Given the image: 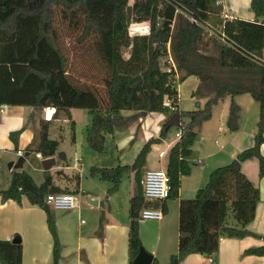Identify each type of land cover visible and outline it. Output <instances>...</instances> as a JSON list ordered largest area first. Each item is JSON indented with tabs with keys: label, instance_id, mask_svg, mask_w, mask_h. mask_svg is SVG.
Returning <instances> with one entry per match:
<instances>
[{
	"label": "trees",
	"instance_id": "16d2710c",
	"mask_svg": "<svg viewBox=\"0 0 264 264\" xmlns=\"http://www.w3.org/2000/svg\"><path fill=\"white\" fill-rule=\"evenodd\" d=\"M250 7L254 20L223 17V5L218 0H0V106L25 104L40 110L52 107L54 114L68 117L71 108L88 109L91 123L85 140L97 152L103 150L107 133L131 120L121 114L122 110L169 112L163 105L164 96H168L176 107L174 111H178L176 83L185 76H197L203 92H216L202 105L180 113L187 121L181 120L180 139L170 146L167 154L166 171L171 184L168 197L177 196L180 175L188 172L185 159L197 137L195 128L211 117L217 99L224 94L249 92L259 103L252 146L238 153L236 161L215 168L193 198L179 201L178 249L170 255L168 264H179L190 253L207 254L212 257V264H216L220 237L246 235L245 226L255 215L259 189L242 172L239 162L256 157L258 175H264V154L260 152L264 142V0H250ZM55 18L66 24L69 32L77 31L71 36L78 44L92 37L96 39L100 59L95 64L89 61L87 66L93 73L85 76L79 63L72 64V51L63 46ZM135 21H147L149 32L130 35L128 27ZM33 24L35 30L27 38L24 30ZM204 33L217 38L213 43L220 67L240 72L247 78L246 83L232 84L214 76V70L204 64L198 51ZM169 38L177 70L183 72L178 79L161 67L162 43ZM102 65L104 78L98 73ZM236 117V105L232 102L227 121L232 130L236 128ZM48 128L49 120L40 119L39 131L26 151L39 152L43 158L56 153L58 141L48 136ZM169 128L162 126L158 138L147 140L132 165L93 166L90 174L110 181L108 191H113L125 171L141 168L150 145L164 137ZM49 184L48 174L37 185L30 174L20 170L12 173L10 186L0 192L4 199L14 200L25 194L32 204L46 209L55 260L57 240L45 196L59 189L48 187ZM138 186L129 202V263L142 249L138 219L141 210L148 206L139 182ZM13 239H0V264H21L22 246L20 240ZM251 252L264 255V245Z\"/></svg>",
	"mask_w": 264,
	"mask_h": 264
},
{
	"label": "crops",
	"instance_id": "0c3cea01",
	"mask_svg": "<svg viewBox=\"0 0 264 264\" xmlns=\"http://www.w3.org/2000/svg\"><path fill=\"white\" fill-rule=\"evenodd\" d=\"M218 2L223 5L222 16L225 18L255 19L250 0H218ZM216 55L217 50L213 54L214 59ZM203 56L204 59L210 57V55ZM218 67L222 75L230 76L229 79H232L223 82L231 83L245 78L240 72L220 67L219 63ZM213 74L216 78L220 77H217L216 71ZM211 93L204 90L203 95L208 96ZM247 93L249 92L234 96L224 94L218 98L212 106L211 117L195 128L197 137L190 147V155L185 159L188 172L180 175L177 196L156 200L145 199L148 205L146 207L159 208L162 211L161 219H138L142 249L152 254L151 263L155 261L157 264H168L170 255L177 252L179 201L193 198L197 190L207 183L210 173L215 168L236 161L238 153L252 146L259 119V103L250 93L251 97H247L245 95ZM206 99L198 104L202 105ZM219 102H223L222 107ZM232 102L236 105L237 115L236 128L233 130L227 125ZM217 107L218 113L215 114ZM45 109H34L25 104L0 106V154L2 153L1 155L7 160L16 161L19 150L23 155L28 153L19 168H9V162L7 168L4 164H0V191L10 186L14 171L24 170L29 155L34 154V157L40 161L43 159L39 152H28L26 148L39 131L40 119H46ZM83 110L84 108H71L69 117L53 112L51 118L47 119L49 120L48 136L56 139L58 146L52 156L55 160L54 165L48 170H44L42 165L40 170L36 168L43 172V180L36 182L33 176L24 170L32 176L37 185L44 181L46 174L50 175L48 187H57L59 192L72 193L80 201L78 208L69 210L53 209L48 205L57 240L55 260L54 238L47 224L46 209L32 204L25 194L21 195L19 200H14L4 199L0 192V239L11 240L16 235L19 236L22 246L21 264H134L133 261L132 263L128 261L130 198L139 189L138 179L146 169L152 168L153 165H156L154 168L166 169L167 154L170 146L176 141L175 133L179 129L173 126L172 138L167 132L160 138L161 143L151 144L141 168L137 171L129 169L124 172L127 173L129 184H125L123 188L120 179L117 188L109 192L112 183L89 175V167L132 165L145 142L159 137L164 121L171 112L145 114L134 110L128 112L124 116L131 117V120L125 126L105 135V139L111 140L112 153L105 152L104 148L103 153L94 151L97 154L94 155L87 151L89 147L84 142L91 116L86 118ZM149 114H154L152 119L148 117ZM181 120L183 119L180 115V123ZM183 121H187V118ZM199 146H202V149L198 152ZM161 150L165 151V155L161 157L162 162L158 156ZM260 152L264 154V142L260 145ZM106 160L113 164L102 162ZM239 163L242 172L258 187L259 200L254 218L245 226L248 231L246 235L220 237L215 255L216 264H264V255L251 252L264 245V175L262 177L258 175L256 157ZM182 177L186 179L182 181ZM90 200H95L96 203H90ZM83 217L86 219L83 220ZM179 264H212V257L207 254L190 253Z\"/></svg>",
	"mask_w": 264,
	"mask_h": 264
},
{
	"label": "rangeland",
	"instance_id": "374dc122",
	"mask_svg": "<svg viewBox=\"0 0 264 264\" xmlns=\"http://www.w3.org/2000/svg\"><path fill=\"white\" fill-rule=\"evenodd\" d=\"M99 14L101 15V13H99ZM54 22H55L56 26L59 27V32L62 35L61 41H62L63 46L66 49H69V51H72V54H73L72 58H71L72 64L76 65V63L77 64L79 63V67L81 66L80 67V71H83L85 76L86 75L88 76L89 73H91V72L93 73V71H90L87 66H88V62L89 61H91L93 64H95L100 59V56H99L100 54H99V51H98V46H97V43H96V39L94 37H92L91 39H88L85 43L78 44L77 42H75L73 40V37H74L75 34H77V31L69 32V29L66 27V24L61 22L59 18H55ZM146 28H149V23L147 21H135V22H133L132 25L129 26V31L132 34L133 33H143V32L146 31ZM34 30H35V25L33 24L31 27H29V28L27 27L24 30V35L25 36L27 35L26 37L28 38V37H30L33 34ZM71 33H74V35L71 36ZM26 39H25V41H27ZM215 40L217 41V38L214 39L208 33H204L203 36H202L201 42L198 44V49H199L198 51H199V53H201L202 56L203 55H210V57L208 59H204L203 60L204 64L207 67H210V69H213L214 71H216L217 72L216 75H217V77L220 76L218 78L221 81H227L230 78V76L222 75V72L221 73L219 72L220 69L218 67V63L213 58V54L216 53V43H213V42H215ZM204 52H205V54H204ZM124 55H125V57H127L128 56V52L126 51L124 53ZM263 59H264V55H263ZM104 67L105 66L102 65L101 68H99V70H98L100 78H104L103 77L104 76ZM182 74H183L182 71H180V72L178 71L177 79ZM229 80H232V79H229ZM246 81L247 80L241 79V80H237V81H234V82H231V83L232 84H241L243 82L246 83ZM202 87H203V85L200 83V80L198 81V77L195 76V75L185 76L182 80H180L178 82V85H177V91H178L177 108H179L178 111L180 113L184 112V111L193 110L194 108H196L198 102L204 101L208 96L210 97L212 95H215L216 92L212 93L211 95L204 96ZM245 95H247V97H251L249 93H247ZM221 97L222 96H220L219 98H221ZM203 98H205V99H203ZM219 105H220V107H222L223 102H219ZM83 111H84V113H86V118L91 116V114H90L88 109H84ZM128 112L131 113V112H133V110H124L122 115H125ZM214 113L215 114L218 113V107L216 108ZM153 116H154V114H149L148 115V117L151 118V119L153 118ZM185 118L186 117L182 116L183 120H185ZM221 119H222V117H221ZM85 134H86V132H85ZM168 134L171 136L170 138H172V136L174 134V127L173 126L169 128ZM105 140H106V144H105ZM105 140H104L105 152L109 151V153H112L111 140L109 138H106ZM84 142L88 146L85 138H84ZM157 142L161 143L160 141H157ZM157 142H154V143H157ZM155 146L156 145H154V147ZM104 148H103L102 151H100L98 153H103L104 152ZM85 149H87V148H85ZM88 149H87V151H90L94 155H97V154H95L96 152H94L95 150H93L90 147ZM201 149H202V146H199L198 152ZM153 150H154V148H153ZM154 152H156V150H154ZM1 154H0V164H4L5 167L7 168V163L10 162V160H7L6 157H3V155H1ZM84 154H85L84 158H86L87 155H86L85 152H84ZM162 161H163V159L161 158V162ZM102 162H105V164H113L109 160L102 161ZM148 163L149 162L147 161V164ZM154 167H156V165H153L152 168H154ZM36 168H38L39 170L41 169V161L36 159L34 157V154H31V155H29V157L27 159V162H26V164L24 166V170L29 172L33 176L35 181L39 183L40 181L43 180V177H44L43 175L44 174H43L42 171L36 170ZM194 170H196V169H194ZM88 172H90V167H89V171ZM89 175H91V174L89 173ZM183 176H185V175H183ZM120 179H122V184H123L122 187L123 188H124V186H126L125 184H129L127 173H123V175L121 176ZM183 179H186V178L182 177V181H183ZM107 184L109 185L108 181H107ZM85 219L86 218L83 217V220H85Z\"/></svg>",
	"mask_w": 264,
	"mask_h": 264
},
{
	"label": "built area",
	"instance_id": "2783aa9c",
	"mask_svg": "<svg viewBox=\"0 0 264 264\" xmlns=\"http://www.w3.org/2000/svg\"><path fill=\"white\" fill-rule=\"evenodd\" d=\"M178 10V9H177ZM191 21L196 22L197 20L187 14L186 15ZM130 23V25H132ZM129 25V26H130ZM128 32L131 35L128 27ZM149 28H146V31L140 34L148 33ZM220 39L224 40V37L221 36ZM170 38L165 42L162 43L164 45V54L161 59V67L166 73L174 74L177 78L178 70L176 67V63L174 57L172 55L171 50V42ZM156 46V44H154ZM264 60V59H263ZM177 85V83H176ZM163 105L165 108L168 109L169 112L174 111L176 107H174L171 103V98L168 96H164L163 98ZM50 107H46L45 109V118L50 119L54 108L49 109ZM52 110V111H51ZM181 136V131H177L175 133V140H179ZM170 145V142L168 143ZM19 155H23L22 151H18ZM165 155V151L161 150L158 152V156L161 158ZM139 184L143 191V196L145 199H165L169 196L171 184H170V176L167 173L165 168H148L146 169L139 179ZM45 202L53 209L59 210H69L73 208H78L80 205L79 199L72 193L68 192H50L47 193L45 196ZM162 218V211L159 208L154 207H145L141 210L139 214V219H161Z\"/></svg>",
	"mask_w": 264,
	"mask_h": 264
},
{
	"label": "water",
	"instance_id": "95a60500",
	"mask_svg": "<svg viewBox=\"0 0 264 264\" xmlns=\"http://www.w3.org/2000/svg\"><path fill=\"white\" fill-rule=\"evenodd\" d=\"M143 114L146 113V111H142ZM180 125V112L179 111H174L172 112L168 117L167 119L164 121V127L167 129L169 127H172V126H176L178 127ZM28 153H26L25 155H19L16 159V161H10L8 163V167L11 168V167H14V168H19L22 166V163L24 162L25 160V156L27 155ZM55 163V160L54 158L51 156V157H46V158H43L41 160V165H42V168L44 170H48L51 166H53ZM90 203H96L95 200L93 201H89ZM14 242H18L19 239L17 238H14L13 239ZM151 261H152V254H150L149 252L143 250V249H140L139 252L136 254V256L134 257L133 259V263L134 264H151Z\"/></svg>",
	"mask_w": 264,
	"mask_h": 264
}]
</instances>
